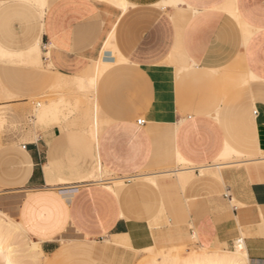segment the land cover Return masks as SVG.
I'll return each mask as SVG.
<instances>
[{"label": "crops", "instance_id": "obj_1", "mask_svg": "<svg viewBox=\"0 0 264 264\" xmlns=\"http://www.w3.org/2000/svg\"><path fill=\"white\" fill-rule=\"evenodd\" d=\"M129 1L135 5L118 13L112 26L104 24L102 6L93 1L52 3L45 12L41 35L44 54L50 52L49 57L44 55L47 65L51 64L64 75H76L99 57L109 32L115 29V44L127 60L114 64L106 72L120 64L134 62L129 64L126 74L150 78L149 68L168 59L178 44L189 59L188 64L178 68L187 70L191 64L198 68L192 69L190 75L184 71L174 82L170 99L175 115L146 121L131 136L143 147L140 163L152 169L174 166L178 141L183 139L186 143L181 150L192 159L199 178L201 167L216 163L226 141L243 153H248L249 146L252 154L264 151V1L185 0V4L178 7L183 13L177 16L170 6L154 7L162 0ZM234 11L255 31L244 45L241 27L228 15ZM0 18L8 16L0 14ZM21 26L25 28L22 36L15 27H10L7 33L11 40L0 41L10 47L25 46L34 39L41 25L38 20ZM106 59L114 61L112 55ZM235 59L252 72L255 76L251 77L252 81L258 80L253 90H246L247 100L227 97L220 75L212 71ZM130 83L134 84L128 82V89L121 88L122 99L134 92ZM144 94H151L149 85H145ZM107 110L131 116L135 114V103L109 106ZM13 123L17 125L19 120ZM143 128L147 143L139 138ZM19 130L9 131L3 138L0 205L10 207L8 211L15 213L32 239L41 240L45 255L63 250L66 259L71 245L80 241L87 255H97L100 259L103 250L94 244L98 241L89 238L105 235L109 237L103 242L129 235L133 245L136 220L130 211L126 214L121 209L119 199L104 186L83 180L81 177L89 170L74 164L67 171L58 165L71 146L61 127L55 125L42 130L32 125L30 129ZM110 145L119 146L114 140ZM21 152H26V162L20 158ZM244 159L230 163L240 164V167L218 171L220 181L207 177L189 186L194 201L193 216L203 246L234 247L241 233L245 237L244 230L254 231L245 237L250 264H264V170L261 173H257V169L250 170ZM121 192L122 187L117 186L119 197ZM233 199L243 206H233ZM176 233L185 235L180 231ZM62 237L81 238L71 239L57 248ZM115 251V259L126 258L120 255L119 248L112 252Z\"/></svg>", "mask_w": 264, "mask_h": 264}, {"label": "rangeland", "instance_id": "obj_2", "mask_svg": "<svg viewBox=\"0 0 264 264\" xmlns=\"http://www.w3.org/2000/svg\"><path fill=\"white\" fill-rule=\"evenodd\" d=\"M57 1L59 0H48L46 10ZM90 1L102 6L100 10L104 24L112 26L121 10L108 0ZM154 7L159 9L164 5L158 3ZM170 7L175 9V16L178 13H183L182 8ZM220 9L226 13L224 9ZM237 10L239 11V9ZM37 21V19L22 13L15 14V16L8 15L6 19L0 18V40H11L7 33L10 27H15L22 36L25 28L21 25ZM236 23L241 27L242 44L244 45L242 25ZM43 50H45L44 47ZM43 50H41L40 58L38 59L35 55L32 61L28 60L24 52L17 50L0 52V151L3 149V138L9 131L30 129L32 125L42 130L55 125L60 126L71 145L60 158L61 161L58 163V165H62H59L60 168L70 171L76 164L85 171L89 170L90 172L81 178L104 186L112 192L119 199L121 209L126 214L130 211L136 220V226L133 228L135 233L133 247L120 251V255H124L125 259H115L116 251L106 259H101L102 257L98 259L97 255H87L81 247L82 242L77 241L71 245L67 258L59 264H149L150 261V264H153L154 260L170 264L174 258L181 261L195 252H200V248L204 247L199 242L200 238L193 239L191 236L197 230L196 218L193 216L194 201L190 197L189 186L198 179L211 177L216 180L211 171L221 172L228 167H240V164H230L235 160L259 159L257 162L262 163L264 162V158H262L264 151L252 154V147L249 146L247 147L248 153H244L247 156L218 159L211 169L204 173L201 171L198 178L195 175L192 159L181 150V146L186 143L181 139L178 141V150L187 158L186 163L179 161L178 151H176L174 166H164L158 169L145 168L144 163H140L143 147L131 137L143 127L138 124L137 120L144 119L149 123L153 119H167L171 115H175V109L170 99L174 82L181 74L187 72L190 75L192 69L198 68L192 64L191 68L185 72L178 71V66L186 65L189 61L180 46L177 44L163 63L149 68L150 78H138L132 74H126L129 64L134 62L120 64L111 68L104 75L95 77L86 75L89 62V65L76 75H64L57 72L51 64L47 65L48 60L44 58ZM212 71L220 75L227 97L247 100V91L253 90L256 81H258L251 80L252 72L244 69L239 59L233 60L221 69H212ZM132 81L134 84L130 83V85L134 92L130 94L129 98L122 99L120 97L121 88L128 89L127 83ZM94 82L96 83L94 84ZM145 85L151 87V94L148 96L144 94ZM133 102L135 103V114L131 116L116 115L107 110L109 106L127 105ZM38 103H42L44 110L47 105L55 104L51 108H56V111L54 112L53 109L49 111L48 106L47 112H45L46 110L41 111ZM216 115H218V111ZM15 120H19L17 125L12 124V121ZM95 120L98 122V131L94 134ZM247 126L249 127V123ZM110 127H114L115 130H107ZM237 133L239 134V128ZM139 138L142 142L147 143L148 136L144 128L141 130ZM113 140L119 146L112 147L110 144ZM220 162L223 165L217 169L215 165ZM58 165L56 167L60 169ZM187 167H192V169L186 170ZM178 170L193 175L192 182L184 188L179 186L176 174L181 171ZM171 171L172 173H167ZM97 173L99 174L96 178L91 177ZM121 185L123 187L119 197L116 191L117 186ZM239 204L233 199V206L241 208L243 205ZM8 213L12 214L16 221H19L15 213L10 211ZM19 223L21 229L18 232L21 234L17 232L18 244H16L20 247H18L16 258L20 260L21 264H35L34 259L28 257L24 250L25 245L30 244V241L34 239L31 238L24 225L20 221ZM177 231L184 232L185 235L177 234ZM244 231L245 237L255 233L252 230ZM240 236L242 233L238 237ZM108 237L105 235L89 239L103 242ZM94 244L98 245L96 242ZM22 245H24V251L21 250ZM62 246L63 241L59 239L57 248ZM205 247L212 250L218 247L223 248L220 245L213 247L205 245ZM227 248L232 249L233 247ZM51 253L46 252V255L50 256ZM44 256L45 253L40 254L42 264L47 262ZM0 264L7 263L0 259Z\"/></svg>", "mask_w": 264, "mask_h": 264}, {"label": "bare ground", "instance_id": "obj_3", "mask_svg": "<svg viewBox=\"0 0 264 264\" xmlns=\"http://www.w3.org/2000/svg\"><path fill=\"white\" fill-rule=\"evenodd\" d=\"M109 1H111L110 3H113V5H115L118 9H120L122 11V13L126 12L129 8V6L135 5L132 2H130L129 0H108V2ZM158 3H161V5L163 4L164 8H165V6L166 7L167 6L181 7L185 4V0H162L161 2H158ZM158 3H157V5H158ZM47 6H48V0H9V1L0 0V14L1 15L15 16V14L22 13V14L29 16L30 18L32 17V18L39 20L40 25H41L40 29L38 31H36V33H35L36 36L34 37V39H32L27 45L21 46L20 48H18V47L13 48V47H9L8 45L5 46L2 42H0V52H2L3 50H6V51L17 50L20 52H24L29 61H32L34 59L35 55L39 59L41 56V50H42L41 49V42H42L41 41V35L43 32L42 27L44 26L43 25V22H44L43 18H44V15H46L45 12H46ZM228 15L231 16L236 22H238L242 25L243 41L245 44L248 43L249 40L254 36V31L251 30L250 23L248 21H244L243 20L244 18L242 17V15L237 11L229 12ZM103 46L104 47H102L103 49H102L99 57L95 60L90 61V65L86 71V75L92 76V77L101 75L104 72H106L110 67H112L114 64H118L120 62H124L127 60L122 55V53L119 51V49L117 48V46L115 44L114 30L109 32L108 38L105 42V45H103ZM44 55H47V57H49L50 52H47ZM109 55H112L114 57V61H109L106 59V57ZM194 66L198 67V65H196V64H194ZM178 71L184 72V71H186V69L180 68ZM250 76L252 78L253 77L255 78V76L252 73L250 74ZM95 83L96 82H94V84ZM59 102H56V103L58 104ZM38 105L41 108V109L40 108L39 109L41 111H43L44 108H43L42 103H38ZM54 105L52 104L51 106L53 107ZM1 106H3V105H1ZM47 106L49 107V111H50V109H53L54 112L56 111L55 110L56 108L54 109V108H51V106H49V105H47ZM47 106L45 107V110H46V111L44 110L45 112H47V110H48ZM51 112H53V111L51 110ZM2 120L4 121L5 119H2ZM95 123H96V127H95V132H93L94 134L96 133V131H98L97 120H95ZM29 139H31V137ZM19 156L23 160V162H26V157H27L26 152H21ZM234 156L245 157L247 155H245L243 152L238 151L237 149L234 148L233 145H231V143L226 141L224 148L221 151L218 159H220V160L221 159L222 160L223 159H229V158H232ZM262 158H264V157H262ZM178 159L181 163H186L185 162L186 158L184 156H182V154L179 152V150H178ZM246 161H248L247 165L249 166L250 170L253 169L255 171V169H257V171H256L257 173H261L264 170V162H262V163L257 162V161H259V159H248L247 160V158H246ZM222 165H223V163L220 162V163H217L215 166L217 169H220ZM211 167L212 166L201 167L202 168L201 171H203V173H204V171L211 169ZM190 169H192V167L186 168V170H190ZM178 171H181V170H178ZM26 172H27V170L25 168L24 175L26 174ZM167 173L168 174L172 173V171L167 172ZM192 173H194V172H192ZM211 173H214V175H213L214 178H216V180L220 181L218 170L211 171ZM98 174L99 173L93 174L91 177L96 178L98 176ZM176 175H177V180H178L179 186H182L183 188L187 184H190L192 182L193 175L191 173L181 171L179 174H176ZM152 182H153V180H152ZM120 187H123V185H121ZM2 205L4 206L6 204L3 203ZM9 208L10 207H8V206H5L2 208L0 205V259L4 260L7 264H21L19 262L20 260H18L16 258L17 251L19 249L18 247H20V246H17V244H18L17 243V241H18L17 237H18V234H21L18 232V230L21 229V227H20L19 221H16L14 216L12 214L8 213L7 210ZM17 232H18V234H17ZM191 236L193 237V239H199L200 238V235L197 231L194 232V234H192ZM79 238H81V237H74V238L62 237L61 241H63V244H65V243L69 242V240H71V239H79ZM235 240L236 241H234L235 244H234V247L232 249H228V248L226 249V248L218 247L217 249L212 250V249H209V248L204 246V247L200 248V250H201L200 252H195L190 256L188 255L189 257H187L185 259L181 258L182 259L181 261L175 260V258L173 257L174 261L172 260V262L170 264H250V258H249V254H248V251L246 248L247 246L245 244V237L240 236V237H237V239H235ZM30 242H29L30 244H27V241H26L27 245H25L24 250L27 252L28 257L34 259V261L36 262L35 264H42L40 254L44 253V251H43V247L41 245V241L31 240ZM96 243L100 246V248L104 252L101 259L108 258V256L112 253L113 249H115V248H119L120 250H122V249H128V248L130 249L133 247V245L131 244V238L129 235L115 236L111 240L108 239L105 242H96ZM23 246L24 245H22L21 250H23ZM227 247H229V246H227ZM64 256H65L64 251L59 250L50 256L45 255L44 257H45V259H47L46 264H59L61 261L65 260ZM152 258H155V256L154 257L152 256ZM157 262H156V260H154L153 264H167L165 261H162V262L159 261L160 263L159 262L157 263ZM148 263L150 264L151 261Z\"/></svg>", "mask_w": 264, "mask_h": 264}, {"label": "built area", "instance_id": "obj_4", "mask_svg": "<svg viewBox=\"0 0 264 264\" xmlns=\"http://www.w3.org/2000/svg\"><path fill=\"white\" fill-rule=\"evenodd\" d=\"M146 121L144 120V119H139L138 120V123L140 124V125H142V124H144Z\"/></svg>", "mask_w": 264, "mask_h": 264}]
</instances>
